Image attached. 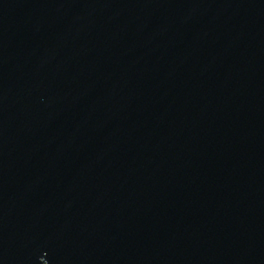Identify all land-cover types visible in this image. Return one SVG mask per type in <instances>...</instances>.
Returning a JSON list of instances; mask_svg holds the SVG:
<instances>
[{"label": "water", "instance_id": "95a60500", "mask_svg": "<svg viewBox=\"0 0 264 264\" xmlns=\"http://www.w3.org/2000/svg\"><path fill=\"white\" fill-rule=\"evenodd\" d=\"M0 264H264V0H0Z\"/></svg>", "mask_w": 264, "mask_h": 264}]
</instances>
